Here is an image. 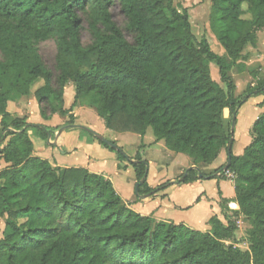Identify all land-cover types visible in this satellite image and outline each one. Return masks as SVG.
I'll return each instance as SVG.
<instances>
[{"label":"trees","instance_id":"trees-1","mask_svg":"<svg viewBox=\"0 0 264 264\" xmlns=\"http://www.w3.org/2000/svg\"><path fill=\"white\" fill-rule=\"evenodd\" d=\"M210 3L209 29L224 56L205 38L196 40L187 9L173 0H0V160L8 165L0 171V220L5 217L8 230L0 236V264H264V99L250 143L240 156L229 152L226 169L234 174L239 209L229 211L220 199L225 224L212 216L207 232L140 216L104 177L33 156L27 130L47 143L52 130L6 111L8 102L33 96L42 119L57 113L73 125L72 108L88 106L108 130L143 136L150 128L156 141L186 155L192 167L210 165L231 138L224 111L231 125L252 95L236 101L228 74L242 71L245 48L256 45L264 0ZM115 8L122 26L113 18ZM85 14L91 41L84 46ZM48 40L56 46L54 73L39 54V44ZM211 64L226 91L212 79ZM263 82L258 94L264 96ZM69 83L73 104L63 110ZM94 139L132 167L137 198L168 186H148V165L139 152L131 159L115 143ZM199 173L190 169L176 183L194 182ZM239 216L250 226L246 252L235 246L231 217Z\"/></svg>","mask_w":264,"mask_h":264},{"label":"crops","instance_id":"crops-1","mask_svg":"<svg viewBox=\"0 0 264 264\" xmlns=\"http://www.w3.org/2000/svg\"><path fill=\"white\" fill-rule=\"evenodd\" d=\"M263 35L264 28L257 32L256 45L254 47L247 46L245 48L243 52V56L245 58L238 62V64H242L243 66L242 72H247L254 63L256 65H258V63L261 65L264 64V46H261V39ZM260 72H262V69ZM68 88V94L70 95V98L74 99L73 85L70 83L66 84L63 91V110H69L73 104L72 100L69 106H64L65 94ZM20 99L24 100V102L20 103L21 100L18 99L16 101L7 103L6 111L12 117L25 119L24 122L26 124L41 125L52 130V134H49L50 138L48 139V143L42 140L35 133V131L30 129L27 130V134L33 144V156L42 160H46L52 167L62 169H84L89 173L104 177L111 182L116 194L122 199L127 207L138 215L143 217H151L157 222L173 223L177 225L182 224L192 230L207 232L209 231V226L207 223L212 216H216L223 224H225L223 212L219 206L220 199H225L228 201L227 208L229 211L236 212L238 210V206L235 203L232 180L225 178H198V180L188 184L176 183V180L179 179V176H181V174L185 171V168H190L193 166L192 162L184 154H172L171 151L165 147L163 141H156L155 138L150 139L146 145L149 147L157 146L163 155L168 156L169 154H172V156H177V159L179 158L180 160H184L186 166L175 178H171L168 176V171L163 174H159L161 169L158 171L156 163L148 160V172L146 180L148 186L150 188H156L165 183H168V186L153 196L137 198L135 195L136 179L134 171L127 162L119 164L118 161H116L117 157L115 154L109 152L107 149L101 146L93 136H88L85 133L79 131L77 128H69L59 134V131L62 128L69 126L65 125V123L68 121V116H60L59 114L55 113L50 117V119L44 120L39 114L37 102L33 96L21 97ZM261 102L262 101L260 100L256 103V114L253 118H251L248 124L249 128L247 131V136H249V129L252 126L254 120L263 111V108L260 107ZM79 107H87L92 109L88 106L80 104L72 108V112L69 113V115L73 116V125L77 126L80 125L77 120V116L75 115L74 109ZM240 109L238 111H240ZM93 112L95 113L94 110ZM31 116H34L32 120ZM102 124L96 123L94 126L88 125L87 127L102 137L109 135L112 139L110 141L115 143L114 140L118 138V134L120 133L108 130L106 129L104 122ZM84 125L86 126L87 124ZM146 132L143 137H146ZM241 132L242 131L238 125V121H236L232 134L230 150L231 154L234 156H240L243 153V149L251 141V137H246V139L242 141L243 137L241 136ZM135 155L128 157L133 159ZM181 155L186 156L187 159ZM107 159H109V162L112 163L113 169L110 171H107L104 167ZM143 160L147 161V159ZM227 161V151L221 150L215 161H213L210 165L198 168V170L201 175L213 174L218 168L226 165ZM0 164H3V167L0 169V171L8 166L1 160ZM118 165L121 166L120 169L118 168ZM232 205L235 207H232Z\"/></svg>","mask_w":264,"mask_h":264},{"label":"rangeland","instance_id":"rangeland-1","mask_svg":"<svg viewBox=\"0 0 264 264\" xmlns=\"http://www.w3.org/2000/svg\"><path fill=\"white\" fill-rule=\"evenodd\" d=\"M174 6H182L183 8L187 9L188 15H189V22L191 24V31L193 35L195 36L197 41H200L202 38H205L210 46V49L219 56H224V52L220 45L216 42L215 38L210 32L209 29V13H210V0H173ZM114 20L120 25H123V19L118 13V10L115 8L112 11ZM90 15L85 14L82 15V31H81V40L83 45H88L91 41L90 32L88 30V19ZM264 36V35H263ZM263 36L261 39V46H264V40ZM39 48V54L45 63V65L54 73L55 72V56H56V46L55 42L53 40H48L45 42H42L38 46ZM242 65V64H241ZM262 69V72H260ZM210 74L212 79L216 80V82L221 86L223 90L226 91L225 85L220 83L219 81V75H218V69L214 64L210 65ZM229 77L231 78L232 82L234 83L236 89L232 93V97L240 102L244 100L248 96L249 93H252L251 99L249 98L246 103H244L235 116V122L238 121V125L241 129V136L243 137L242 141L246 139V137H251L250 129H249V136H247L248 131V124L251 120V118L254 117L256 114L255 108L257 107L256 103L258 101H263L264 96L263 95H257L259 91V85L264 81V64L261 65L258 63L256 65L255 63L248 69V71L244 72H238L236 68H233L229 72ZM264 83V82H263ZM70 87V86H68ZM69 88L66 91L65 94V102L64 106H69L70 102L73 100L70 98V95L68 94ZM74 92V90H73ZM21 100V102H24V100ZM85 104H89V100L85 99ZM75 115L77 116V120L79 122L80 126L87 127L88 125L94 126V124L103 123L100 118L96 116V114L93 112L92 109H89L87 107H79L74 109ZM34 118V116H31V120ZM223 120L227 128L230 130L231 125H229V115L227 111H224L223 113ZM83 124V125H82ZM84 124H87L86 126ZM103 125V124H102ZM235 126V124H234ZM233 126V130H234ZM89 128V127H87ZM251 128V127H250ZM90 129V128H89ZM32 131H35L34 129H30ZM79 131L85 133L86 135L90 136L89 133H87L84 130L79 129ZM146 137L137 136L133 133H120L118 134V138L115 141V145L117 148L121 149L122 153L126 156H134L136 153L139 152L142 160L147 159V165L148 160L155 162L157 165L158 171L161 169L159 174H163L166 171H168V176L171 178H175L179 172H181L185 166L186 163L184 160L177 159V156L179 155L171 152L172 154L163 155L160 152V149L157 146H147L146 144L149 142L150 139H154L152 130L150 128H147ZM233 134V133H232ZM104 138L106 140H112L109 135H105ZM239 145V144H238ZM106 149V148H105ZM108 150V149H107ZM109 152H112L108 150ZM170 152V151H169ZM115 154V152H112ZM116 155V154H115ZM183 156V155H181ZM117 157V156H116ZM187 159L186 156H183ZM118 161V160H116ZM119 164L125 163V162H118ZM3 167V164H0V169ZM107 171H110L113 169L112 163L109 162V159H107V162H105V166ZM189 167L185 168V171L179 176L178 181L183 177L184 173ZM199 168V167H198ZM217 171V170H216ZM219 172V171H217ZM217 172H214V178L212 179H218L219 177L216 176ZM222 170L219 172L220 176H223L221 178L228 179L224 177L225 175L221 173ZM234 179V178H233ZM231 180V179H228ZM233 181V180H232ZM239 209V208H238ZM238 211V210H237ZM230 216V215H229ZM232 221L236 222L237 231L235 232V239H236V247H238L241 251L246 252L248 251V237H247V231L249 229V222L242 216H239L237 218L231 217ZM4 221L5 217H3L0 220V236L4 237L7 235L8 230L4 228ZM227 245L229 243H226Z\"/></svg>","mask_w":264,"mask_h":264},{"label":"water","instance_id":"water-1","mask_svg":"<svg viewBox=\"0 0 264 264\" xmlns=\"http://www.w3.org/2000/svg\"><path fill=\"white\" fill-rule=\"evenodd\" d=\"M234 124H235V115L232 116L231 127H230V135H231V138H230V140H229V143H228V146H227V150H226L227 153H228V161H227L225 167L223 168L224 170H227L226 168L229 166V163H230V162H229V152H230V150H231L232 133H233V126H234ZM69 128H77V129L84 130V131H86L87 133L93 135V136H94L96 139H98L99 141H101V142H103V143H106V144H107L108 146H110V147L112 146L111 144H109V143L107 142V140H106L104 137H102L101 135H99V134L93 132V131L90 130L89 128H87V127H83V126L69 125V126H66V127L62 128V129L59 131V134H60L61 132H63L64 130L69 129ZM49 138H50V135H48V139H49ZM132 162H133V161H132ZM190 169H194V170L199 171L197 167H190V168H188V169L186 170V172L184 173L183 177H181L180 180H182V179L186 176L187 171L190 170ZM198 178H199V179L202 178V175H201L200 173L198 174Z\"/></svg>","mask_w":264,"mask_h":264},{"label":"built area","instance_id":"built-area-1","mask_svg":"<svg viewBox=\"0 0 264 264\" xmlns=\"http://www.w3.org/2000/svg\"><path fill=\"white\" fill-rule=\"evenodd\" d=\"M220 171H221V170H220ZM220 171H219V172H220ZM219 172H217L216 176L219 177V178L223 177V176H220V175H219ZM221 173H223V174L225 175L224 177H226V178H228V179L233 180V178H234V174L231 173V172H229V171H227V170L222 169V172H221Z\"/></svg>","mask_w":264,"mask_h":264}]
</instances>
